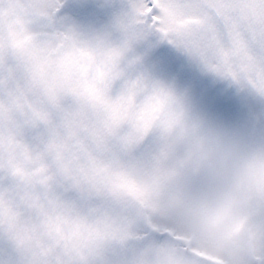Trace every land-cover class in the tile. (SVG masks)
Returning a JSON list of instances; mask_svg holds the SVG:
<instances>
[{"label":"snow or ice","instance_id":"1","mask_svg":"<svg viewBox=\"0 0 264 264\" xmlns=\"http://www.w3.org/2000/svg\"><path fill=\"white\" fill-rule=\"evenodd\" d=\"M0 264H264V0H0Z\"/></svg>","mask_w":264,"mask_h":264}]
</instances>
